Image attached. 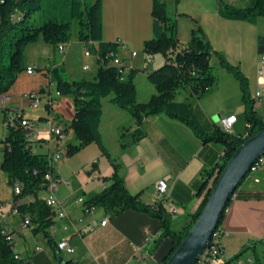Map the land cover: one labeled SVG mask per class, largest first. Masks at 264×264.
<instances>
[{
	"label": "crops",
	"instance_id": "obj_1",
	"mask_svg": "<svg viewBox=\"0 0 264 264\" xmlns=\"http://www.w3.org/2000/svg\"><path fill=\"white\" fill-rule=\"evenodd\" d=\"M222 1L242 5L244 0ZM101 2L103 40L118 43V57L128 66L127 74L135 71L133 80L138 101L146 103L156 94L154 86L147 80L148 74L165 62L162 55L149 56L144 52V43L153 37V0ZM218 9V0H181L168 11L177 19L178 36L183 46L189 44L193 30L201 29L212 48L243 72L249 81V94L255 101V109L264 118V55L258 52V39L264 37V17L251 24L224 19ZM185 17L189 23L184 26L180 21ZM61 45L63 51L59 46L39 40L25 48L26 68L31 67L34 72L22 71L6 92L9 99L0 110V138L2 141L5 136L2 108L20 109L26 118L34 120L25 112L26 94L41 93L47 98L46 115L38 117L43 121L36 125L31 146L35 154L61 153V159L53 163V174L61 180L56 196L65 202L67 216L63 219L52 216L54 231L48 229V232L54 242L53 249L46 235L36 230L30 212H13L15 196L10 185L9 195L3 196L0 191V226L10 235L21 264H58L60 258H73L78 264H163L171 253L173 241L164 238L154 250L151 249L161 230L158 219L133 210L111 217L99 207L88 213L86 206L78 203L80 198L89 202L110 185L113 166L97 143L89 144L75 155H67L68 145L77 142L71 129L73 97L57 95V82L52 74L58 70L56 74L71 83L94 81L99 62L96 55H84V44L76 38ZM81 46L83 50L76 61ZM133 52L135 56H132ZM85 64L89 65L88 70L83 69ZM51 97L57 100L55 109L48 105ZM174 99L191 104L206 131L219 125L220 116L235 115L234 135L245 134L248 125L240 83L221 65L217 84L201 99L193 96L186 86L175 92ZM221 104L229 108L222 109ZM102 111L99 126L102 143L113 158L123 163L127 190L151 205L158 200L156 183L166 180L169 185L166 199L184 210L179 216L183 222L178 228L172 224L174 231H180L199 208L205 195V192L199 194L201 184L207 171L222 163L223 147L216 143L204 144L189 126L165 114L145 117L142 129L146 135L133 143L139 124L130 111L116 105L111 96L102 99ZM50 118L64 127L63 138H51ZM1 158L0 154V168ZM38 197L45 200L43 189L38 192ZM18 199L21 205L33 202L30 195ZM26 215L32 217L29 226L23 225ZM104 220H107L106 224L101 225ZM88 226H94V232L79 233ZM219 227L223 231L225 260L244 254L250 264H264L257 258L258 250L264 253V168L243 180ZM63 239L74 249L73 253L57 249V242Z\"/></svg>",
	"mask_w": 264,
	"mask_h": 264
},
{
	"label": "trees",
	"instance_id": "obj_2",
	"mask_svg": "<svg viewBox=\"0 0 264 264\" xmlns=\"http://www.w3.org/2000/svg\"><path fill=\"white\" fill-rule=\"evenodd\" d=\"M180 1L175 0V5ZM218 1V13L224 19L256 24L259 18L264 17V0H244L242 5ZM152 13L153 37L144 43V52L149 56L162 55L165 62L151 71L147 77L148 82L154 86L156 94L148 102L140 103L133 80L135 71L131 70L129 74L124 75L117 66L108 64L107 54L113 53L112 58L116 57L118 43L103 40L101 0L92 1L91 4H86L84 0H0V94L6 93L17 76L27 69L25 48L28 45L43 40L58 47L73 38L81 43L92 42L98 45V49L90 48L94 55H98L99 62L94 81L79 80L71 83L56 74L58 70L52 74L60 95L73 97L74 119L71 129L77 142L68 145L67 155H75L91 143L99 145L111 161L113 174L110 185L86 205L103 208L111 217L133 210L158 219L161 230L153 240L151 249L154 250L164 238H171L173 250L164 259L163 263H166L202 212L224 165L246 139L264 129V118L259 115L255 109V101L250 97L247 77L238 67L231 65L223 55L212 48L203 37L201 29L193 30L189 44L183 46L178 36L177 19L169 13L166 1L153 0ZM258 52L264 55L263 36L258 39ZM213 56H217L221 66L233 74L240 83L248 125L245 131L248 133L246 138L243 135H230L220 125L212 131H206L191 104L174 99L175 92L181 87H189L192 95L201 99L217 84L218 75L211 64ZM110 96L116 105L128 109L139 124L133 135V143L146 135L142 129L145 117L165 114L170 119L189 126L204 144L216 143L223 147L222 163L208 170L201 184L199 194L205 192V195L199 208L180 231L172 229L173 219L166 212L164 201L157 200L151 205L146 204L139 195H133L127 190L123 163L113 158L104 147L99 131L103 114L102 99ZM13 111L15 112L16 109L2 108L5 136L1 141L4 145L1 170L7 175L11 186L16 182L22 186L20 197L34 195L33 202L22 205L20 210L28 211L34 216L36 230L46 235L54 249V242L48 232L53 223L52 211L45 201L38 197V192L42 190L43 176L48 172L53 173L51 155L33 153L32 140L26 138L18 119L10 118ZM33 170H38L37 176L33 175ZM1 205L0 203V207ZM2 229L3 227L0 226V264H21L20 259L16 258L13 242L7 239ZM240 256L239 254L220 264H233V261ZM58 264H78V262L69 258L59 259Z\"/></svg>",
	"mask_w": 264,
	"mask_h": 264
},
{
	"label": "built area",
	"instance_id": "obj_3",
	"mask_svg": "<svg viewBox=\"0 0 264 264\" xmlns=\"http://www.w3.org/2000/svg\"><path fill=\"white\" fill-rule=\"evenodd\" d=\"M83 44H84V55L86 57L94 55L90 50L91 47H96L98 49V45L96 43L87 42V43H83ZM59 50L63 51L64 46L60 45ZM135 55H136V53L133 52L132 56H135ZM96 56H98V55H96ZM112 56H113V53L107 54V57L109 58L108 64L117 66L120 69V72L122 74H124V75L127 74V71L129 68L125 64V62L122 59H120L118 57V55L116 57H113V58H112ZM83 69L88 70L89 65L85 64ZM26 72L28 74H32L34 72V69L31 67H28L26 69ZM38 95H39L38 93H27L26 94V98L32 102V105L34 107H38L42 103L41 97H39ZM57 95L58 96L60 95V93L58 91H57ZM258 95H260V94H258ZM8 99H9V97L7 96V93L0 94V109H1V106ZM48 105L51 106L53 109H55L56 105H57V100H55L54 98L51 97L48 100ZM10 118L11 119H18L19 125L22 127L24 134H25L27 139H31L34 136V134L36 132V122L32 119L26 118L24 116L22 110L16 109L15 112L13 111L11 113ZM48 123L50 125V133L49 134H50L51 138H63L64 137V127H62L60 124L54 123L51 118L48 120ZM235 123H236V116L235 115H222L219 118L220 127L226 133H228L230 135H234L233 127H234ZM13 124H14V122H13ZM244 136H248V133L243 134V137ZM61 157H62L61 153H56V154L50 156V161H51L52 167H53V163L60 160ZM253 165H254V173H256L259 169L264 168V155H262V164H255L254 163ZM32 173L34 176H37L38 170H33ZM60 183H61V180L56 178L54 176V174L51 172H48L43 176L42 189L46 193V197H45L44 201H45V204L51 209L52 216L55 219H63L67 216V213L65 210V202L62 200H59L56 196V190H57ZM106 187L107 186H105V188ZM168 190H169V185H168L166 180L161 179L156 183V192H157L158 200L164 201V208H165L166 212L173 219L175 217L183 215L184 210L180 206L173 204L166 199ZM13 193L15 196V199L12 201L13 212L16 214H20L21 213L20 207L22 205H21V202L18 198L21 196L22 190L17 189V182L13 185ZM30 199L32 201L35 199L33 194H30ZM78 203L83 204V206H86V211L88 213H92L95 210L94 207H88L83 198H80L78 200ZM31 222H32V217L30 220H24L23 225L29 226L31 224ZM106 222H107V220L102 221L101 225H105ZM49 230L51 232L54 231L53 225H51L49 227ZM94 230H95L94 226H88L84 229H81L79 231V233L84 235L87 233L94 232ZM2 233L5 234L7 236V239H9L11 241L10 235H8V233L4 229H2ZM222 236H223L222 230H221V233H219V235L212 236V237H214V245H207L206 248L199 255L198 259L196 260V262L194 264H217V262H219L220 260H225ZM56 247L60 252H62V251H65L67 253H73L74 252V249L70 246L68 241L64 240V239L61 241H58L56 244ZM16 258L17 259L19 258L18 255H16ZM250 261L254 262L253 259H251ZM233 264H244V263L239 258V259L233 261Z\"/></svg>",
	"mask_w": 264,
	"mask_h": 264
},
{
	"label": "water",
	"instance_id": "obj_4",
	"mask_svg": "<svg viewBox=\"0 0 264 264\" xmlns=\"http://www.w3.org/2000/svg\"><path fill=\"white\" fill-rule=\"evenodd\" d=\"M262 155H264V129L246 139L224 165L202 212L180 245L163 264H194L196 262L214 231L219 227L232 196L246 178L251 166Z\"/></svg>",
	"mask_w": 264,
	"mask_h": 264
},
{
	"label": "rangeland",
	"instance_id": "obj_5",
	"mask_svg": "<svg viewBox=\"0 0 264 264\" xmlns=\"http://www.w3.org/2000/svg\"><path fill=\"white\" fill-rule=\"evenodd\" d=\"M84 2L86 4H91L92 3V0H84ZM166 3L168 5V10L169 9L171 10V9H173L175 7V0H166ZM180 23L185 26L189 22H188V19L185 17V18H183L180 21ZM81 50H83L82 46L80 47V49L77 50V55L78 56L76 57V61H79V56L81 55L80 54L81 53ZM211 64L214 67V72L218 75V70H219L221 64H220L219 59L217 58V56H213L212 57ZM38 96L41 97V101H42V103H41L40 106L34 107L32 105V102L30 100H28V102L26 103V106H25V112L26 113H29L30 115H32L35 118L34 121L36 122V125H37V123L39 124L40 122L43 121L42 119H38V117L40 115H42V116L46 115V112L45 111H46V105H47V98L44 95H42L41 93ZM258 102H259V100H258ZM219 106L222 109L229 108L228 105H224V104H221ZM0 135H1V130H0ZM3 151H4V145L2 144L1 138H0V154L1 155H3ZM0 180H1V183H0V186H1L0 187L1 194L3 196L9 195L10 192L12 191V188H11L9 182H8L7 175L5 174V172H3L1 170V168H0ZM173 220H174V222L172 224H174V227L175 228H178L179 224H181L183 222V218H181L179 216L178 217H175ZM240 258H242L244 264H250L248 262L247 256H245L244 254L241 255ZM257 258L258 259L260 258V261L262 260V263H263V261H264V253L262 252V250H258Z\"/></svg>",
	"mask_w": 264,
	"mask_h": 264
},
{
	"label": "bare ground",
	"instance_id": "obj_6",
	"mask_svg": "<svg viewBox=\"0 0 264 264\" xmlns=\"http://www.w3.org/2000/svg\"><path fill=\"white\" fill-rule=\"evenodd\" d=\"M244 138H246V136H245ZM255 164H262V156H261V157L255 162ZM251 173H254V165L251 166L250 171H249V173L247 174V176H248L249 174H251ZM247 176H246V177H247ZM17 189L22 190V186H21L18 182H17ZM234 197H235V194L232 196V198H234ZM30 219H31V216H30V215H26L24 220H30ZM219 233H221V229L218 227V228L214 231V233H213L212 236L219 235ZM208 245H214V237H211V239H210ZM223 261H225V260H220L219 262H217V264H220V263H222Z\"/></svg>",
	"mask_w": 264,
	"mask_h": 264
}]
</instances>
